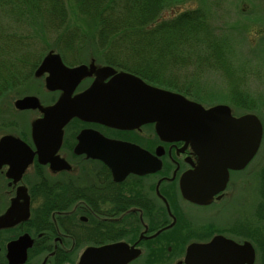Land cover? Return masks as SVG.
I'll use <instances>...</instances> for the list:
<instances>
[{
    "label": "flooded vegetation",
    "instance_id": "af4514ba",
    "mask_svg": "<svg viewBox=\"0 0 264 264\" xmlns=\"http://www.w3.org/2000/svg\"><path fill=\"white\" fill-rule=\"evenodd\" d=\"M47 91L56 96L38 97L42 105L61 94ZM12 113L17 121L0 124V141L12 134L33 155L25 165L19 148L18 155L15 148L0 152V264H117V253H137L124 264H264V129L253 157L225 168L206 162L185 140H161L153 123L119 129L74 117L62 128L52 165L39 160L31 134L43 114ZM99 135L138 145L159 166L115 175L90 154ZM116 243L121 248H106Z\"/></svg>",
    "mask_w": 264,
    "mask_h": 264
},
{
    "label": "trees",
    "instance_id": "16d2710c",
    "mask_svg": "<svg viewBox=\"0 0 264 264\" xmlns=\"http://www.w3.org/2000/svg\"><path fill=\"white\" fill-rule=\"evenodd\" d=\"M72 1L91 20L87 28L66 26L68 0H0V103L32 78L48 51L63 55L67 45L61 43L82 41L92 44L87 56L200 101L208 95L203 73L218 71L232 104L255 112L256 98L241 87L229 44L213 31L203 9L161 18L167 5L181 0Z\"/></svg>",
    "mask_w": 264,
    "mask_h": 264
},
{
    "label": "water",
    "instance_id": "95a60500",
    "mask_svg": "<svg viewBox=\"0 0 264 264\" xmlns=\"http://www.w3.org/2000/svg\"><path fill=\"white\" fill-rule=\"evenodd\" d=\"M45 73L46 88L62 91L54 104L43 107L35 96H25L14 103L18 109L38 108L43 114L32 124V136L41 162L56 163L53 154L59 146L62 127L75 116L119 129L138 128L153 122L161 140H185L198 154L206 155V162L225 168L247 162L257 151L262 137L263 126L254 113L235 117L230 107L222 103L205 108L180 93L147 84L129 72H116L111 66L96 67L91 62L90 65L68 67L58 53L49 51L35 70L36 76ZM92 74L95 77L90 86L73 95L78 83ZM108 76L110 78L105 80ZM84 137L83 133L79 136L78 146L85 142ZM94 141L88 147L90 154L102 158L115 175L154 170L157 163L159 166L155 156L133 143L103 137ZM14 148L12 153L18 155L19 148L20 158L27 165L33 155L28 145L13 135H3L0 152L10 150L11 153ZM146 159L148 164L141 167ZM211 244L214 242L208 245ZM106 248L121 247L116 243ZM136 254L117 253V264H124Z\"/></svg>",
    "mask_w": 264,
    "mask_h": 264
},
{
    "label": "rangeland",
    "instance_id": "374dc122",
    "mask_svg": "<svg viewBox=\"0 0 264 264\" xmlns=\"http://www.w3.org/2000/svg\"><path fill=\"white\" fill-rule=\"evenodd\" d=\"M70 7L68 21L66 26L73 27L80 25L87 28L91 20L82 14H79L74 8L75 3L68 0ZM177 3V4H175ZM76 6V5H75ZM195 8L203 9L209 18V24L213 31L223 39L230 49L231 62L234 65V71L239 76L241 87L255 96V112L264 119V0H181L167 5L162 13L161 18L173 16L177 11L190 10ZM91 25V24H89ZM40 45L39 42L35 43ZM61 47L67 45L62 55L67 64H76L87 56L86 50L92 44L82 41L78 43H61ZM98 49L99 44L95 43ZM226 45V44H225ZM89 46V47H88ZM59 48L60 45L58 46ZM110 47V46H107ZM115 47L112 53H117ZM227 47V46H226ZM233 72V71H232ZM234 73V72H233ZM203 81L208 95L200 97L202 101L209 104L226 103L232 106L226 83L218 71H209L203 73ZM43 77H33L27 81L21 88L17 89L20 94H11L6 100L0 103V124L10 128V122H16V114L12 113V101L25 94H36L42 97L45 102L54 99L55 94L46 93L41 90ZM232 104V105H231ZM236 113H241L240 109L244 107L233 105ZM232 106V107H233ZM246 109V108H245ZM25 121V127L29 125L31 119L29 112L25 111L20 114ZM19 117V116H18ZM30 119V120H29Z\"/></svg>",
    "mask_w": 264,
    "mask_h": 264
}]
</instances>
